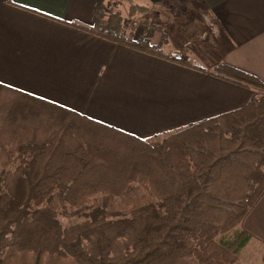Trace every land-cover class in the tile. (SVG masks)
Here are the masks:
<instances>
[{"label": "trees", "instance_id": "1", "mask_svg": "<svg viewBox=\"0 0 264 264\" xmlns=\"http://www.w3.org/2000/svg\"><path fill=\"white\" fill-rule=\"evenodd\" d=\"M129 23L97 0L90 25L72 24L165 56V36L154 45L144 26L133 39ZM210 72L249 100L155 141L0 88V264H235L264 191V83L225 63Z\"/></svg>", "mask_w": 264, "mask_h": 264}, {"label": "crops", "instance_id": "2", "mask_svg": "<svg viewBox=\"0 0 264 264\" xmlns=\"http://www.w3.org/2000/svg\"><path fill=\"white\" fill-rule=\"evenodd\" d=\"M96 1L0 0V88L155 138L249 100V88L210 72L217 64L264 83V0H136L146 11L129 23L130 35L147 26L152 44L165 36V56L72 24L90 25ZM174 49L183 61L170 57ZM238 230L262 256L264 191Z\"/></svg>", "mask_w": 264, "mask_h": 264}, {"label": "rangeland", "instance_id": "3", "mask_svg": "<svg viewBox=\"0 0 264 264\" xmlns=\"http://www.w3.org/2000/svg\"><path fill=\"white\" fill-rule=\"evenodd\" d=\"M107 1H111V0H105ZM134 2H136V0H133ZM114 2H116V8L118 10L121 11V13H123L122 15L124 17L128 16L126 14L127 10H128V3L125 0H114ZM128 19L130 20V23L132 22H136L139 19L138 15H133V16H128ZM195 62V61H194ZM164 137V135L162 136ZM162 137H155V138H149L150 140H158L161 139ZM94 204H96V202H94ZM58 219L60 220V222L63 225H69V224H73L76 222L81 221L83 218H79V217H58ZM227 236H232L233 233L229 232L227 233ZM242 248L239 250L238 252V259L236 261L235 264H264V261L262 259V256L260 255V253L255 250V245L247 242L246 244H244L243 246H241ZM254 250L253 253L248 252V250Z\"/></svg>", "mask_w": 264, "mask_h": 264}, {"label": "built area", "instance_id": "4", "mask_svg": "<svg viewBox=\"0 0 264 264\" xmlns=\"http://www.w3.org/2000/svg\"><path fill=\"white\" fill-rule=\"evenodd\" d=\"M170 57L176 62H181L184 60L183 53L178 49L171 50Z\"/></svg>", "mask_w": 264, "mask_h": 264}]
</instances>
